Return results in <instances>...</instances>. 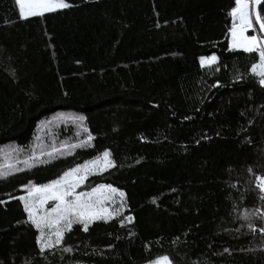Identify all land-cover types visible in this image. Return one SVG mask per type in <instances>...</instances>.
Wrapping results in <instances>:
<instances>
[{
	"label": "trees",
	"instance_id": "obj_1",
	"mask_svg": "<svg viewBox=\"0 0 264 264\" xmlns=\"http://www.w3.org/2000/svg\"><path fill=\"white\" fill-rule=\"evenodd\" d=\"M68 2L20 19L15 0H0V163L8 145L31 154L41 122L58 113L83 116L94 137L0 180V264H147L160 255L174 264H264L256 188L264 89L248 71L255 57L196 46L230 30L234 0ZM213 53L218 63L201 67L199 57ZM72 129L61 127L55 141ZM105 149L116 167L90 176L87 188L123 190L121 211L132 222L95 221L88 232L74 225L61 245L71 252L38 255L36 230L10 197Z\"/></svg>",
	"mask_w": 264,
	"mask_h": 264
},
{
	"label": "snow or ice",
	"instance_id": "obj_2",
	"mask_svg": "<svg viewBox=\"0 0 264 264\" xmlns=\"http://www.w3.org/2000/svg\"><path fill=\"white\" fill-rule=\"evenodd\" d=\"M20 19L31 17H43L46 13H56L66 10L73 5L68 0H15ZM229 15L232 20L230 28L229 50L238 51L243 54L253 55L248 71L258 78L259 86L264 89V0H234V6L230 8ZM159 27V25H157ZM218 63V57L213 54L200 57L201 67H213ZM58 120H68L83 124L84 117H57ZM51 125L52 121L46 122ZM84 138L76 143H62L60 148L53 147L50 151L43 148L39 153L35 149L25 159H19L15 149L5 154L7 163H0V180H8L15 174L31 169L38 164H47L54 159L63 156L64 152L69 154L76 148L90 147L94 139L88 128H82ZM40 138L37 137V140ZM24 165V168L19 165ZM116 167L112 159V153L105 149L94 159L77 164L64 171L57 178L48 183L34 184L32 181L21 185L25 193L20 196H12L10 199L22 203L27 224L36 230L35 244L38 255L46 257L47 253H53L61 248L65 242L66 234L71 233L74 225L82 226L84 232H88L89 226L95 221H104L119 218V223L124 226L125 220L132 222L131 215L123 216L122 209L125 207L126 194L123 190L113 187L111 184H97L90 191H77L88 178L94 174L102 173ZM264 168V164L261 165ZM248 171H252L251 168ZM256 188L260 194H264V176H257ZM260 198L264 200V195ZM109 208L108 205H116ZM7 201L0 200V205ZM152 203H156L155 200ZM247 220L248 216L245 215ZM17 223H21L18 221ZM264 233V228L260 229ZM109 248L112 245H108ZM71 247H62L63 253H69ZM225 253L229 252L224 248ZM25 264H31L26 261ZM147 264H174L169 255H160L149 259Z\"/></svg>",
	"mask_w": 264,
	"mask_h": 264
},
{
	"label": "rangeland",
	"instance_id": "obj_3",
	"mask_svg": "<svg viewBox=\"0 0 264 264\" xmlns=\"http://www.w3.org/2000/svg\"><path fill=\"white\" fill-rule=\"evenodd\" d=\"M229 40H230V31H226L222 34L214 36L213 38L204 40L203 42L200 41L196 44V46H198V48L201 50H206V49L214 48V47H220L224 53H227L229 55L239 53L238 51L229 50L228 48ZM213 54H203L201 56L207 57ZM77 116H80V115L72 113V112L58 113V114H55L54 116H50L49 119L41 122L40 127L38 129L39 131L38 137L40 139L39 140L36 139L35 143H33L34 144L33 149H35L37 153H39L41 148H43L46 151H50L53 147L60 148L62 143H69V142L76 143L79 139H82L81 137L84 134L82 131V128L85 127L84 121H83V124L81 125L79 122L57 119V117H77ZM47 121H52L51 125H48L46 123ZM69 123L72 124L73 132H68V133L63 132V135L61 136L62 139L60 141H55V138L59 137L58 136V133L60 131L59 129H61L62 127V129L64 130L65 128H67V125ZM13 149H15L17 153L19 154V157H18L19 159L21 160L25 159L24 157H22L23 156L22 152L18 148H16L15 146L8 145V147H5L4 149L1 150L2 163L8 162L6 159H4L5 154L11 153ZM73 152H75V149L72 151V153ZM67 153L68 152L66 151L64 152V154H67ZM20 166H24V165L21 164L19 165V167ZM90 190L91 188H87L86 182H84V184H82L81 187L77 189V191H85V192L90 191ZM24 194L25 193L23 192V195ZM112 206L113 205H108L109 208H111Z\"/></svg>",
	"mask_w": 264,
	"mask_h": 264
},
{
	"label": "crops",
	"instance_id": "obj_4",
	"mask_svg": "<svg viewBox=\"0 0 264 264\" xmlns=\"http://www.w3.org/2000/svg\"><path fill=\"white\" fill-rule=\"evenodd\" d=\"M228 31V30H227Z\"/></svg>",
	"mask_w": 264,
	"mask_h": 264
}]
</instances>
